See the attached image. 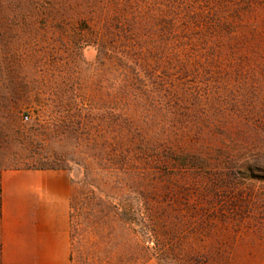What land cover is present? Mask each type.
<instances>
[{
    "label": "rangeland",
    "instance_id": "rangeland-1",
    "mask_svg": "<svg viewBox=\"0 0 264 264\" xmlns=\"http://www.w3.org/2000/svg\"><path fill=\"white\" fill-rule=\"evenodd\" d=\"M38 165L72 264H264V0H0V169Z\"/></svg>",
    "mask_w": 264,
    "mask_h": 264
},
{
    "label": "crops",
    "instance_id": "crops-1",
    "mask_svg": "<svg viewBox=\"0 0 264 264\" xmlns=\"http://www.w3.org/2000/svg\"><path fill=\"white\" fill-rule=\"evenodd\" d=\"M65 169H0V264H72V202Z\"/></svg>",
    "mask_w": 264,
    "mask_h": 264
},
{
    "label": "trees",
    "instance_id": "trees-1",
    "mask_svg": "<svg viewBox=\"0 0 264 264\" xmlns=\"http://www.w3.org/2000/svg\"><path fill=\"white\" fill-rule=\"evenodd\" d=\"M18 168H41V169H50L52 167L46 166V165H38V166H26V167H18Z\"/></svg>",
    "mask_w": 264,
    "mask_h": 264
}]
</instances>
